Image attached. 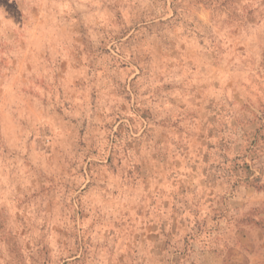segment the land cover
Returning a JSON list of instances; mask_svg holds the SVG:
<instances>
[{
    "label": "rangeland",
    "instance_id": "obj_1",
    "mask_svg": "<svg viewBox=\"0 0 264 264\" xmlns=\"http://www.w3.org/2000/svg\"><path fill=\"white\" fill-rule=\"evenodd\" d=\"M0 264H264V0H0Z\"/></svg>",
    "mask_w": 264,
    "mask_h": 264
}]
</instances>
